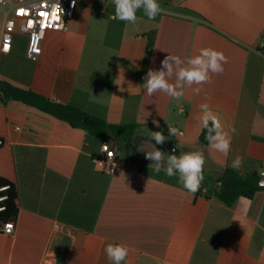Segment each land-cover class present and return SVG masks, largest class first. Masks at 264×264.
<instances>
[{
  "label": "crops",
  "instance_id": "1",
  "mask_svg": "<svg viewBox=\"0 0 264 264\" xmlns=\"http://www.w3.org/2000/svg\"><path fill=\"white\" fill-rule=\"evenodd\" d=\"M158 3L165 12L154 20L140 10L129 24L112 18L113 0H79L67 30L47 32L36 61L20 34L0 56V82L109 124L138 125L131 141L109 138L119 164L110 174L94 162L102 139L22 102L3 103L0 93V177L16 184L19 208L14 235L0 232V264H110L108 243L128 246L126 264H264V191L233 206L206 200L178 177L156 173L140 151L152 143L166 155L202 150L209 179L233 169L236 155L243 165L233 170L264 172V0ZM208 47L228 58L211 83L186 87L180 100L138 89L166 56L187 60ZM120 69L124 82L117 85ZM205 102L231 135L227 156L200 140L196 117ZM148 130L169 138L155 144ZM17 148L26 150L15 155ZM34 149L45 151L44 164Z\"/></svg>",
  "mask_w": 264,
  "mask_h": 264
},
{
  "label": "clouds",
  "instance_id": "2",
  "mask_svg": "<svg viewBox=\"0 0 264 264\" xmlns=\"http://www.w3.org/2000/svg\"><path fill=\"white\" fill-rule=\"evenodd\" d=\"M75 0H73V4ZM114 14L113 19L135 24L137 22V12L142 10L143 14L149 19L154 20L165 9L162 8L158 0H113ZM228 58L223 52L213 48H201L197 55L187 60H182L179 56L168 55L161 61L160 70L149 69L144 77L145 83L137 86L138 89L146 91L148 96H153L157 92L180 100L184 95L186 87L211 83L212 75H220L224 72V64ZM175 77L174 82L172 78ZM120 85L124 82L123 69H120V76L116 78ZM124 89H121L123 91ZM196 94L201 92L200 87H195ZM200 114L196 117L201 129L205 132V139L211 150L227 156L231 151V135L225 130L220 117L212 110L209 103L199 105ZM155 123V122H154ZM159 125H157L158 127ZM168 126L170 137H175L178 130L171 125ZM150 140L155 144L163 145L169 137L162 131H150ZM236 129L231 128V133L235 134ZM182 135V133H181ZM140 151L145 152V158L152 163L149 167L156 173L163 171L168 177H178L179 183L188 192L195 194L201 189L204 182V165L206 157L202 150L182 152L180 155L167 154L155 147L152 143L150 150L142 147ZM243 165V157L236 155L231 167L239 169ZM264 176V172L260 173ZM129 248L125 244L108 243L104 252L110 264H126L129 255Z\"/></svg>",
  "mask_w": 264,
  "mask_h": 264
},
{
  "label": "trees",
  "instance_id": "3",
  "mask_svg": "<svg viewBox=\"0 0 264 264\" xmlns=\"http://www.w3.org/2000/svg\"><path fill=\"white\" fill-rule=\"evenodd\" d=\"M152 36L149 38L148 47L153 45ZM264 52V48L262 49ZM0 93L2 94V102L19 101L29 106L35 107L47 114H50L57 119L69 123L74 128H81L86 130L91 136L99 139H109L117 137L124 141H131L137 134V124L114 125L109 124L102 116L89 113L86 109L76 106L72 103L62 104L44 95L38 94L32 90H23L15 88L7 83L0 82ZM200 140L203 145H208L205 139V132L202 130ZM4 144V140L0 139V147ZM26 150V148H17L18 151ZM37 160L44 164L45 151L42 149L33 150ZM260 172L257 170L247 171L240 174L237 171L226 168L224 175L216 179H209L204 173V182L201 189L196 192L197 196H204L206 200L217 198L228 206H233L239 198L252 199L254 196L264 191V187L260 186ZM106 185L104 186L103 194L106 192ZM0 229L7 224L16 223L19 215V208L17 206L18 189L15 183L10 180L0 177ZM100 201L98 203L97 212L100 208ZM96 212V216H97ZM201 210L197 219L201 220L203 215Z\"/></svg>",
  "mask_w": 264,
  "mask_h": 264
},
{
  "label": "built area",
  "instance_id": "4",
  "mask_svg": "<svg viewBox=\"0 0 264 264\" xmlns=\"http://www.w3.org/2000/svg\"><path fill=\"white\" fill-rule=\"evenodd\" d=\"M78 4L79 0L74 4L73 0H0V56L12 51L15 38L20 34L27 37L26 56L36 61L47 32L67 30ZM260 44L263 49L264 38ZM94 162L110 174L117 170L116 150L109 139H102ZM15 229L16 223H10L0 232L12 236Z\"/></svg>",
  "mask_w": 264,
  "mask_h": 264
},
{
  "label": "water",
  "instance_id": "5",
  "mask_svg": "<svg viewBox=\"0 0 264 264\" xmlns=\"http://www.w3.org/2000/svg\"><path fill=\"white\" fill-rule=\"evenodd\" d=\"M260 186L264 187V176L260 178Z\"/></svg>",
  "mask_w": 264,
  "mask_h": 264
},
{
  "label": "snow or ice",
  "instance_id": "6",
  "mask_svg": "<svg viewBox=\"0 0 264 264\" xmlns=\"http://www.w3.org/2000/svg\"><path fill=\"white\" fill-rule=\"evenodd\" d=\"M41 15H44L43 13H41Z\"/></svg>",
  "mask_w": 264,
  "mask_h": 264
}]
</instances>
